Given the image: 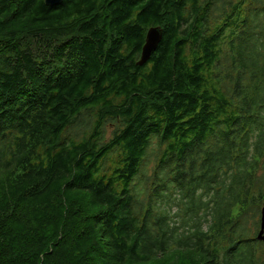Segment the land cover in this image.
Instances as JSON below:
<instances>
[{
	"label": "trees",
	"instance_id": "trees-1",
	"mask_svg": "<svg viewBox=\"0 0 264 264\" xmlns=\"http://www.w3.org/2000/svg\"><path fill=\"white\" fill-rule=\"evenodd\" d=\"M263 201L264 0H0V264H264Z\"/></svg>",
	"mask_w": 264,
	"mask_h": 264
},
{
	"label": "water",
	"instance_id": "water-1",
	"mask_svg": "<svg viewBox=\"0 0 264 264\" xmlns=\"http://www.w3.org/2000/svg\"><path fill=\"white\" fill-rule=\"evenodd\" d=\"M61 1L62 0H44V3L47 5H56ZM161 38L162 27L160 25H151L147 28L139 58L136 61L137 64H142L150 58L151 54L156 50ZM259 219V229L257 230L256 238L262 242L264 249V201L260 207Z\"/></svg>",
	"mask_w": 264,
	"mask_h": 264
},
{
	"label": "rangeland",
	"instance_id": "rangeland-1",
	"mask_svg": "<svg viewBox=\"0 0 264 264\" xmlns=\"http://www.w3.org/2000/svg\"><path fill=\"white\" fill-rule=\"evenodd\" d=\"M113 129V127L112 126H107L106 127V136H110V134H111V130Z\"/></svg>",
	"mask_w": 264,
	"mask_h": 264
}]
</instances>
